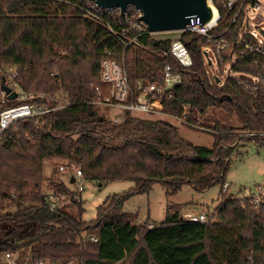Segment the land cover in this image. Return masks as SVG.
I'll return each mask as SVG.
<instances>
[{
	"label": "trees",
	"instance_id": "16d2710c",
	"mask_svg": "<svg viewBox=\"0 0 264 264\" xmlns=\"http://www.w3.org/2000/svg\"><path fill=\"white\" fill-rule=\"evenodd\" d=\"M214 5L220 21L211 34L223 33L228 41L222 53L226 64L237 51L240 23L230 25L222 0ZM117 33L63 3L0 0V84L2 79L6 86L16 84L33 94L32 102L51 109L14 122L0 139V264L4 252L14 255L17 264H264V204L256 208L254 195L238 199L224 194L235 147L243 141L264 147V137L243 138L244 133H264V92L252 95L222 71L211 81L203 36L146 34L140 45L125 47ZM175 39L187 49L188 68L167 55ZM105 58L124 66L133 92L138 81L160 85V72L169 65L181 84L162 101L163 112L171 117L185 113L182 123L188 128L209 108L235 113L240 124L205 126L213 138L206 148L185 140L163 119L127 112L120 122L101 117L96 113L101 106L93 101ZM249 59H237L233 72L248 73ZM11 67L16 77L8 82ZM17 104L6 98L0 111ZM44 163L55 172L60 166L74 167L86 181L134 187L107 197L96 208V218L86 222L84 202L60 178L48 180L50 196L43 192ZM154 184L166 196L184 185L196 192L218 185L222 201L205 223L187 221L174 206L167 207L157 226L137 223V213L125 212L124 205L148 194ZM59 197L50 210L52 199Z\"/></svg>",
	"mask_w": 264,
	"mask_h": 264
},
{
	"label": "built area",
	"instance_id": "2783aa9c",
	"mask_svg": "<svg viewBox=\"0 0 264 264\" xmlns=\"http://www.w3.org/2000/svg\"><path fill=\"white\" fill-rule=\"evenodd\" d=\"M53 5L63 3L78 9L83 19L93 21L105 26L110 33L116 36L119 32L120 37L117 40L125 47L132 45H140V38L146 34H151L147 26L141 20L142 12L134 6H128L124 12L119 9H105L97 6L94 2L88 0H49ZM222 4L227 13L230 14V25L239 24V33L236 41V53H231L230 60L224 64L222 53L229 48L228 41L222 34L213 35L211 32L216 28L220 21L214 0H209V7L212 11L211 19L202 23L199 18L191 16L184 29L179 32L190 33L203 36L216 58L219 65H227L228 74L225 76L233 77L237 83L248 93L252 95L258 92H264V44L262 40L257 39V32L264 33L259 25L261 20L253 22L258 15L252 14V10L258 11L260 4L258 0L251 2L250 0H222ZM213 10L216 14L213 15ZM245 27L244 33L242 29ZM249 36V40L244 39ZM168 56L173 57L182 67L191 66V59L187 49L180 40H173L170 44ZM250 57L251 68L248 73L233 72L232 66L237 59ZM206 60L211 59L207 53ZM9 80L16 77V68L8 74ZM100 87L95 88L96 99L93 101L95 106H108L119 108L127 113H145L152 116L171 117L163 112V100H169L172 97V90L181 84L179 74L172 72L169 65H165L160 72V85L151 81H138L135 92L131 90L128 84L127 75L124 66L117 60L105 58L100 63ZM105 89H103V87ZM12 91L17 93V105L5 108L0 111V139L6 129L14 122L39 117L51 111L45 105H39L32 102L33 96L24 93L16 84H11ZM104 90V91H103ZM41 96V95H38ZM6 96L2 93V102L5 103ZM8 99V98H7ZM180 122L185 121V113L180 117H171ZM113 122H118L116 119ZM248 136L264 137V133H249ZM74 168V167H73ZM63 166L58 167L59 172H66ZM74 183L77 179L83 181L82 174L79 170L73 169ZM260 190V188H258ZM78 192L82 191V184L78 185ZM77 194V193H76ZM54 198L49 204L50 210H55L56 204L61 199ZM50 199V198H49ZM264 204V193L259 192L253 196V205L258 208ZM184 218L190 222L205 223L206 215H184ZM96 241L95 239H92ZM4 264H17L16 258L10 252H4L1 257ZM42 264V263H36Z\"/></svg>",
	"mask_w": 264,
	"mask_h": 264
},
{
	"label": "rangeland",
	"instance_id": "374dc122",
	"mask_svg": "<svg viewBox=\"0 0 264 264\" xmlns=\"http://www.w3.org/2000/svg\"><path fill=\"white\" fill-rule=\"evenodd\" d=\"M260 9L252 10V14L258 15L253 22L261 20L259 25L264 32V0H258ZM245 27L242 29L244 33ZM160 37L172 36L169 33L158 35ZM257 39L264 40V33L257 32ZM264 44V41H263ZM208 57L211 59V66L207 65V72L210 80L220 72L224 75L228 74L229 68L227 65L221 66L216 62V58L210 49H206ZM14 67L9 68L7 72V81L10 82L8 74ZM6 75V73H5ZM11 88V85H10ZM28 94V93H27ZM33 96V94H28ZM2 93L0 92V108L2 109ZM96 113L109 119L110 121H123L126 118V113L122 109L108 106L96 108ZM130 116L139 117L142 119H163L176 126L178 133L188 142L195 146L211 148L213 143L212 136L207 133L209 130L205 126H212L216 123L225 126H239L238 116L228 114L217 108H209L204 115L196 117V125L194 128H188L182 122L171 117L152 116L145 113L135 112L129 113ZM248 134V133H247ZM247 134H243V138H247ZM243 140V139H242ZM228 170L225 176L227 196H233L238 199L246 198L250 195L258 194V191L264 193V147H257L250 142L239 143L230 156ZM74 168L66 170V172L53 171L52 167L44 163L42 176L43 192L47 195L52 193L48 185V180L60 178L71 192L77 193V196L84 202L83 220L91 222L96 218V208L100 206L107 197L115 194H124L129 192L133 187L130 182H113L108 184H98L86 180L77 179L76 183L69 182V176L73 174ZM82 184V191L78 192V185ZM260 188V190H258ZM220 187L215 185L205 191L196 192L190 186L184 185L174 195L166 196L165 191L159 184H154L152 190L148 194L136 195L131 197L124 205V211L127 213H137V223H149V225L157 226L165 220L167 207L174 206L175 209L183 215H211L218 204L222 201L220 195ZM50 196V195H49Z\"/></svg>",
	"mask_w": 264,
	"mask_h": 264
},
{
	"label": "water",
	"instance_id": "95a60500",
	"mask_svg": "<svg viewBox=\"0 0 264 264\" xmlns=\"http://www.w3.org/2000/svg\"><path fill=\"white\" fill-rule=\"evenodd\" d=\"M105 9H119L124 12L128 6H134L142 12L141 20L151 34L179 32L185 28L189 18L195 16L202 23L212 17L209 0H88ZM255 2L256 0H250ZM206 56V53H205ZM208 65L210 62L208 61ZM215 83L219 81L216 79ZM0 92L8 100H16L17 93L5 85L2 79ZM74 180L71 179L70 183Z\"/></svg>",
	"mask_w": 264,
	"mask_h": 264
},
{
	"label": "crops",
	"instance_id": "0c3cea01",
	"mask_svg": "<svg viewBox=\"0 0 264 264\" xmlns=\"http://www.w3.org/2000/svg\"><path fill=\"white\" fill-rule=\"evenodd\" d=\"M71 179L75 180V179L73 178V174H71V175L69 176V182H70Z\"/></svg>",
	"mask_w": 264,
	"mask_h": 264
},
{
	"label": "bare ground",
	"instance_id": "6f19581e",
	"mask_svg": "<svg viewBox=\"0 0 264 264\" xmlns=\"http://www.w3.org/2000/svg\"><path fill=\"white\" fill-rule=\"evenodd\" d=\"M215 14H216V12H215V10H213V15L215 16Z\"/></svg>",
	"mask_w": 264,
	"mask_h": 264
}]
</instances>
